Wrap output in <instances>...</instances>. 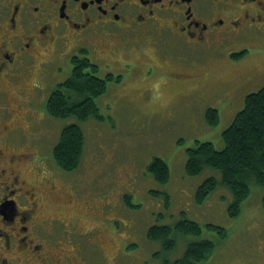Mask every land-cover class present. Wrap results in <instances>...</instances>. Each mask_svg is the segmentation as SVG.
Masks as SVG:
<instances>
[{
	"label": "flooded vegetation",
	"instance_id": "1",
	"mask_svg": "<svg viewBox=\"0 0 264 264\" xmlns=\"http://www.w3.org/2000/svg\"><path fill=\"white\" fill-rule=\"evenodd\" d=\"M92 56L136 69L153 66L158 79L187 84L183 95L192 107L212 102L204 114L208 109L221 113V107L233 110L239 99L264 86V0H0V100L14 99L18 108L19 99L49 97L71 76L78 58L98 66L96 77L113 75L106 91L109 82H121L122 76L111 72L100 76ZM66 59L72 70L63 78ZM4 109L0 264L107 260L116 248L107 241L118 243L109 229H117L122 205L131 222L142 219L139 212L125 207L124 193L121 206L102 204L104 223L99 225L82 228L72 218L45 216L43 208L63 192L55 175L65 173L11 146L9 124L16 111ZM39 170L49 176L40 178Z\"/></svg>",
	"mask_w": 264,
	"mask_h": 264
},
{
	"label": "rangeland",
	"instance_id": "2",
	"mask_svg": "<svg viewBox=\"0 0 264 264\" xmlns=\"http://www.w3.org/2000/svg\"><path fill=\"white\" fill-rule=\"evenodd\" d=\"M117 42L118 38L111 44ZM111 60L92 56L100 67V76L111 72L121 75L122 80L109 82L105 94L96 99L100 117L80 123L85 147L81 164L74 172L63 171L53 156L62 128L77 122L73 117L50 116L46 96L19 99L18 108L14 99L10 103L0 100L2 112L4 108L16 111L9 124L11 146L35 159H43L39 164L48 169L53 165L65 173L55 175L62 181L63 192L43 208L45 216L72 218L82 228L99 225L104 223L99 219L102 204L109 203V208L121 206L126 193L128 200L124 199L123 204L130 212H139L142 219L136 223L129 221L122 205L117 229H109L118 243L107 241L116 247L115 252L109 250L107 260L90 264H175L184 256L191 240L199 239H208L215 245L207 260L200 264H264V187L252 183L240 214L233 218L228 214L233 197L223 185L209 194L203 204L195 202L198 186L209 176L220 178V174L209 168L193 177L185 172L187 150L195 147L197 141L211 142L218 150L224 147L222 133L233 122L235 112L244 107V100L239 99L233 110L221 107L220 121L212 126L204 117L212 102H199L201 106L192 107L193 102L183 95L187 84L158 79L160 73L153 66L136 69L133 64ZM63 62L65 78L70 75L72 64L70 59ZM154 157L168 163L171 176L167 183L157 182L148 171ZM41 171L40 178L49 176ZM33 176L40 179L36 172ZM55 177L52 181H57ZM183 218L200 225L199 237L175 231V225ZM153 225L173 228L172 237L178 242L175 250L148 237ZM221 229L226 231L224 235Z\"/></svg>",
	"mask_w": 264,
	"mask_h": 264
},
{
	"label": "trees",
	"instance_id": "3",
	"mask_svg": "<svg viewBox=\"0 0 264 264\" xmlns=\"http://www.w3.org/2000/svg\"><path fill=\"white\" fill-rule=\"evenodd\" d=\"M75 63L68 80L59 85L46 101V111L50 116L60 119L73 117L77 121L62 128L53 149L55 162L69 173L79 168L84 154L85 134L80 123L90 117H100L95 98L105 93L107 81L113 79V75H109L107 79L94 76L98 66L92 65L87 59H73V64ZM78 63L80 65L77 67ZM204 117L212 126L220 121V113L216 110L208 109ZM222 139L224 147L221 150L207 141H197L195 147L189 148L185 172L193 177L209 168L220 174V178L211 175L198 186L195 202L203 204L209 194L223 185L230 189L233 197L228 214L236 218L240 214L242 203L251 193V184L264 187V86L245 97L244 107L223 131ZM148 171L159 183H167L171 176L168 163L160 157L152 159ZM124 199L128 200L127 195ZM175 226V231L181 235L192 234L199 237L202 233L200 225L187 218H183ZM221 230L224 235L226 231ZM172 235L173 228L168 225H155L148 231V237L175 250L178 242ZM191 241L184 256L177 259L175 264H200L207 260L215 247L208 239Z\"/></svg>",
	"mask_w": 264,
	"mask_h": 264
}]
</instances>
